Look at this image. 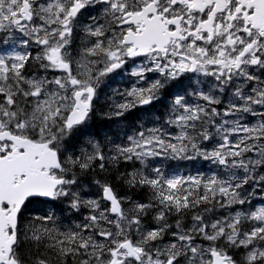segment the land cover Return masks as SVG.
<instances>
[{
    "label": "snow or ice",
    "instance_id": "1",
    "mask_svg": "<svg viewBox=\"0 0 264 264\" xmlns=\"http://www.w3.org/2000/svg\"><path fill=\"white\" fill-rule=\"evenodd\" d=\"M0 264H264V0H0Z\"/></svg>",
    "mask_w": 264,
    "mask_h": 264
}]
</instances>
